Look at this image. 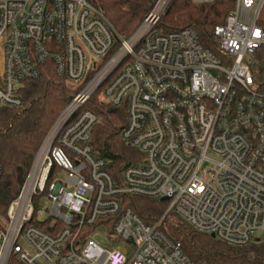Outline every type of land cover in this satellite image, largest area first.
Returning <instances> with one entry per match:
<instances>
[{
    "label": "built area",
    "instance_id": "2783aa9c",
    "mask_svg": "<svg viewBox=\"0 0 264 264\" xmlns=\"http://www.w3.org/2000/svg\"><path fill=\"white\" fill-rule=\"evenodd\" d=\"M170 2L123 38L90 0H0V112L49 62L73 91L8 207L0 264H194L163 231L169 214L264 243V0H235L214 52L190 28L158 29ZM95 103L126 108L120 137L140 154L118 179L92 145ZM126 196L167 208L147 224Z\"/></svg>",
    "mask_w": 264,
    "mask_h": 264
},
{
    "label": "trees",
    "instance_id": "16d2710c",
    "mask_svg": "<svg viewBox=\"0 0 264 264\" xmlns=\"http://www.w3.org/2000/svg\"><path fill=\"white\" fill-rule=\"evenodd\" d=\"M101 9L123 38L130 37L156 0H90ZM235 0H214L196 5L192 0H171L158 29L162 33L185 28L194 30L200 43L216 51L213 30L223 24L234 9ZM256 71L264 74V52ZM24 104L19 109L0 112V230L10 203L17 197L34 158L53 123L73 96L57 74L52 62L42 67L38 79L22 88ZM96 100L95 98L93 99ZM100 118L92 133V145L98 157L109 161L108 170L115 179L140 158V154L121 140L127 122L126 108H112L95 103L91 106ZM124 206L131 208L147 224H153L165 212L167 204L126 196ZM167 236L179 242L194 264H264V243L235 247L211 235L196 231L182 218L169 214L162 226ZM8 264H19L10 259Z\"/></svg>",
    "mask_w": 264,
    "mask_h": 264
},
{
    "label": "rangeland",
    "instance_id": "374dc122",
    "mask_svg": "<svg viewBox=\"0 0 264 264\" xmlns=\"http://www.w3.org/2000/svg\"><path fill=\"white\" fill-rule=\"evenodd\" d=\"M67 88H68V87H67ZM68 89H69V88H68ZM5 222H6V219H5V221H4V220L1 221V223H2L3 226L5 225ZM102 233H103V232H102ZM98 240H99V241H102V239H101L100 237H98ZM117 246H121V247H123L124 244L121 243V242H119V243L117 244Z\"/></svg>",
    "mask_w": 264,
    "mask_h": 264
},
{
    "label": "water",
    "instance_id": "95a60500",
    "mask_svg": "<svg viewBox=\"0 0 264 264\" xmlns=\"http://www.w3.org/2000/svg\"><path fill=\"white\" fill-rule=\"evenodd\" d=\"M168 199L167 198H164L163 200H162V202H165V201H167Z\"/></svg>",
    "mask_w": 264,
    "mask_h": 264
}]
</instances>
